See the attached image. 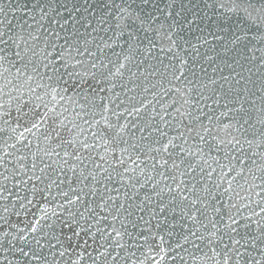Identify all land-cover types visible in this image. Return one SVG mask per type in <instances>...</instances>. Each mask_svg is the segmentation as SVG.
<instances>
[{
	"label": "snow or ice",
	"instance_id": "1",
	"mask_svg": "<svg viewBox=\"0 0 264 264\" xmlns=\"http://www.w3.org/2000/svg\"><path fill=\"white\" fill-rule=\"evenodd\" d=\"M0 264H264V0H0Z\"/></svg>",
	"mask_w": 264,
	"mask_h": 264
}]
</instances>
